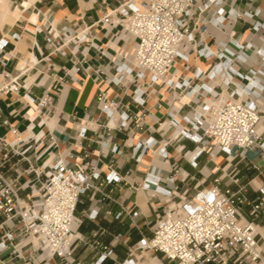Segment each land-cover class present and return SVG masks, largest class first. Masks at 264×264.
<instances>
[{
	"label": "built area",
	"instance_id": "1",
	"mask_svg": "<svg viewBox=\"0 0 264 264\" xmlns=\"http://www.w3.org/2000/svg\"><path fill=\"white\" fill-rule=\"evenodd\" d=\"M223 1L122 0L106 8L100 20L74 29L50 25L44 35L49 52L42 59L47 61L49 55L69 48L71 65L55 68L47 63L50 84L35 102L37 112L50 105L52 89L59 91L68 84L82 87L92 71L101 115L86 114L76 119L72 125L79 136L90 130L102 142L112 128L142 133L150 130L159 138L149 134L130 144L136 163L150 151L168 164L172 155L168 147L182 137L194 147L184 150V144H176L173 158H185L196 168L198 157L206 153L207 160L214 164L213 172L205 174L214 175L212 181L197 189L191 199L184 196L172 201L176 181L196 179L176 165L167 176L162 174V167L151 166L141 184H136L149 190L150 198L168 204L157 212L149 236L139 231L133 249L161 254L173 264H264V179L253 176L243 181L238 168L247 158V170H257L258 175L264 171V39L260 38L259 44L234 42L235 49L223 41L215 48L207 46V23L213 18L202 15L217 7L214 23L221 29L223 9L219 6ZM98 23L106 28L119 27L118 38L132 44L121 61L111 60L93 41L89 29ZM35 30L41 32L42 28L36 26ZM81 47L98 51L101 62L95 69L89 66L88 56L76 55ZM191 54L210 64L206 70L196 66L192 76L186 77L178 73L175 63L181 60L187 68ZM105 58L108 62L104 63ZM245 63L250 65L244 73L240 68ZM155 84L177 100L189 96L192 111L183 114L180 107H173L164 119L149 124L152 112L146 106V97L155 90ZM19 87L18 76L6 74L0 81V95ZM126 95L130 101L122 103ZM132 105L139 110H132ZM102 116L104 122L100 121ZM2 123L8 124L7 120ZM10 132L16 141L0 136V264H84L74 255L76 244L86 242L77 233L82 221L76 214L80 196L98 192L101 199L110 198L103 186L124 178L113 170L102 174L96 165L67 164L60 156L45 170L46 166L26 156L32 146L41 143L42 133L27 130L23 134L12 126ZM116 149L114 145L111 151ZM250 151L255 153L252 158ZM189 152H195L192 158L187 156ZM212 154L221 162H216ZM22 161L27 162L25 168L19 165ZM6 167L13 176L6 173ZM244 207L249 218L242 214ZM122 212L128 213V207L116 217ZM92 246L100 250L93 264H102L112 252L96 240ZM119 264L135 263L125 259Z\"/></svg>",
	"mask_w": 264,
	"mask_h": 264
},
{
	"label": "crops",
	"instance_id": "2",
	"mask_svg": "<svg viewBox=\"0 0 264 264\" xmlns=\"http://www.w3.org/2000/svg\"><path fill=\"white\" fill-rule=\"evenodd\" d=\"M121 1L0 0V81L8 74L10 77L18 76L20 83L17 91L0 95V136H4L8 141H16L17 139L10 132V126L23 134L27 130L33 134L42 133L41 143L36 147L32 146L26 156L37 165L46 166L45 170L56 157L60 156L67 164L96 165L102 174L113 170L124 178L123 181L103 186V191L109 192L110 198L101 199L102 194L98 192L94 194L87 192L80 196L76 214L82 218V221L77 228V233L86 242L76 244L74 250L76 258L82 260L84 264H93L100 252L98 248L92 246V242L96 240L101 245H108L112 250L109 258L105 259L102 264H119L125 259H132L135 264H163L155 257L161 254L151 252L147 253L154 254V256L141 263L139 250H134L132 246L139 240L140 230L146 236L151 234L157 212H161L168 202L163 200L158 202L155 198H150L149 190L136 187V184H141L151 166L162 167V174L167 176L173 173V166L176 165L185 172L193 174L198 180L206 165L210 164L206 171L208 174L210 171L213 172L214 164L207 160L205 154L198 157L196 168L191 167L185 158L177 159L176 156L173 158L176 144H184V150H192L194 147L190 141L182 137L168 147V151L172 154L168 164L163 163L150 151H146L141 161L136 163L132 158L130 144H134L138 139L149 134L159 138L157 133L150 130L142 133L141 131L112 128L108 135L104 134L102 142H99L96 133L90 130L85 132L84 137L79 136L78 130L72 125L76 119L83 118L86 114L94 117L101 115L95 100L97 81L92 71L82 87L68 84L59 91L52 89L50 105L39 112L35 109V102L50 84V78L45 72L47 63L55 68L71 65L69 48L49 55L47 61L42 59L43 55L49 52L44 42V35L49 26L55 29L63 26L74 29L88 25L92 21L100 20L106 8L115 7ZM219 7L223 9L221 29L217 28L214 23L213 12L217 7H212L202 15L206 18H213L207 23L205 34L207 46L215 48L223 41L227 46L235 49L234 42L259 44V39H264V0H224ZM36 26H40L42 31L36 32ZM118 29L119 27L106 28L100 23L89 29L93 41L103 47L108 57L111 60L116 59V62L121 61L122 55L132 49L131 43L118 38ZM76 55L78 57L88 56V64L92 69H95L101 62L96 49L81 47L76 50ZM194 58L193 63L188 59L187 68L184 62L177 60L175 68L178 73L190 77L196 66L202 70L208 68L209 61ZM103 62H108V58H105ZM249 65L248 63L243 64L240 71L245 73ZM153 88L155 90L146 97V106L152 112V119L148 120L149 124H154L157 119H164L166 111L173 107H180L183 114H189L192 111L190 107L193 104L188 105L189 96H183L177 100L171 92L158 84H155ZM129 101L130 96L126 95L122 103ZM157 103L160 104L159 108H157ZM131 109L139 110L133 105ZM3 120H7L8 124H3ZM100 121L104 122L103 116ZM26 126L27 130H25ZM114 145L117 149L111 151ZM194 154L195 152H189L187 156L192 158ZM248 155L252 158L255 153L250 151ZM211 157L215 160L217 158L214 154ZM16 158L14 157L13 161ZM221 160L219 157L217 162L220 163ZM242 161L238 165L241 169L246 165V171L241 174L242 180L245 181L247 179V158L246 163L241 165ZM19 165L25 168L27 162L22 161ZM5 171L13 176L12 171L7 167ZM248 172H251L249 177L257 176L259 179H264V171L260 175L254 169ZM175 176L179 178L178 173ZM213 177L214 175L204 177L198 184L206 180V185H208ZM176 184L179 189H182L183 183L176 181ZM123 207H128L129 212H122L119 217H116ZM132 212H137V215L132 216Z\"/></svg>",
	"mask_w": 264,
	"mask_h": 264
},
{
	"label": "rangeland",
	"instance_id": "3",
	"mask_svg": "<svg viewBox=\"0 0 264 264\" xmlns=\"http://www.w3.org/2000/svg\"><path fill=\"white\" fill-rule=\"evenodd\" d=\"M204 154L206 156V153H203L202 155H204ZM244 163H246L245 160L242 161L241 165L244 164ZM209 165L210 164L206 165V167L204 168V172L201 175V178L198 179V181L196 179L192 180V179H190L188 177V179L185 182H181V183H183L182 189H179V187H177L176 194L174 195L172 201L178 202L184 196L187 197V199H191L190 195H193L196 192L197 189H202V188L206 187L207 186L206 185L207 184L206 180L202 181V183H200V185L197 188H195V185H196V183L200 182L202 180V178L205 177V174H206V171L208 170ZM238 168L240 169L239 176H241V174L246 171V165H245V167L243 169H241L240 165H238ZM248 171L249 170H247V177H249V175L251 173V172L249 173ZM191 175H193V174L189 173V176H191ZM248 197L252 198L253 195L251 193H249ZM247 209L248 208H246V207L242 208V214L245 217L249 218V216L247 214ZM257 221H260V220L257 219ZM132 247H134V246H132ZM138 254H139V258L142 259V260H140L141 263H142V261H146L147 258L154 256V254H149L147 252H142V251H140V252L138 251ZM155 257H157L160 260V262L163 263V264H173L172 262L166 260L165 258H162L161 255H157ZM1 258H4V256H1Z\"/></svg>",
	"mask_w": 264,
	"mask_h": 264
},
{
	"label": "bare ground",
	"instance_id": "4",
	"mask_svg": "<svg viewBox=\"0 0 264 264\" xmlns=\"http://www.w3.org/2000/svg\"><path fill=\"white\" fill-rule=\"evenodd\" d=\"M191 56H192V58H191ZM188 59H189V62H191V63H193V62H195V58H194V56L193 55H189L188 56ZM209 101H212L211 99L209 100ZM219 158V156H217V158H216V162H217V159ZM219 163V162H218Z\"/></svg>",
	"mask_w": 264,
	"mask_h": 264
}]
</instances>
